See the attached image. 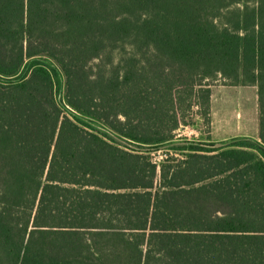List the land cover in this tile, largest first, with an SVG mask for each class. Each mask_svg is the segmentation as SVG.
<instances>
[{"label": "trees", "instance_id": "1", "mask_svg": "<svg viewBox=\"0 0 264 264\" xmlns=\"http://www.w3.org/2000/svg\"><path fill=\"white\" fill-rule=\"evenodd\" d=\"M0 264H264V0H0Z\"/></svg>", "mask_w": 264, "mask_h": 264}, {"label": "rangeland", "instance_id": "2", "mask_svg": "<svg viewBox=\"0 0 264 264\" xmlns=\"http://www.w3.org/2000/svg\"><path fill=\"white\" fill-rule=\"evenodd\" d=\"M257 93L255 86H229L216 81L211 87V122L205 127L201 122L196 126H185L177 131L178 137L194 140L225 139L232 136L248 135L257 137ZM166 156L165 150L151 155L155 161Z\"/></svg>", "mask_w": 264, "mask_h": 264}]
</instances>
